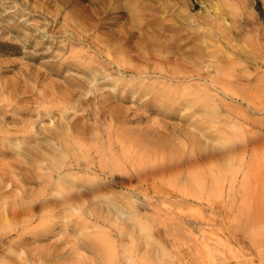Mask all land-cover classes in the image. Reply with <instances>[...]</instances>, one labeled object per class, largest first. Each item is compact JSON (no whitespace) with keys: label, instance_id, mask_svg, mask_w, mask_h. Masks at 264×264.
Returning a JSON list of instances; mask_svg holds the SVG:
<instances>
[{"label":"rangeland","instance_id":"1","mask_svg":"<svg viewBox=\"0 0 264 264\" xmlns=\"http://www.w3.org/2000/svg\"><path fill=\"white\" fill-rule=\"evenodd\" d=\"M165 1L0 0V264H264V0Z\"/></svg>","mask_w":264,"mask_h":264},{"label":"bare ground","instance_id":"2","mask_svg":"<svg viewBox=\"0 0 264 264\" xmlns=\"http://www.w3.org/2000/svg\"><path fill=\"white\" fill-rule=\"evenodd\" d=\"M111 2V4L110 5H108V3L109 2ZM93 2H96L97 4H98V8L97 9H99L100 11H102V12H106V10H108L109 8L112 10V9H119V8H121L120 7V0H93ZM173 7H174V5H172L171 4V1L170 0H167V1H165L164 3H161L159 6H157V7H153L154 9L153 10H158V12H160V13H162V14H167L170 10L172 11V9H173ZM110 10V11H111ZM99 12V11H98ZM189 12V11H188ZM137 16H138V13H137V11H134L133 9H129V13L127 14V19L131 22V27L133 28L134 27V22H137L136 20H137ZM94 18V17H93ZM96 20L98 21V22H100L101 21V17L100 16H98L97 18H96ZM139 20V19H138ZM161 22V21H160ZM138 23V22H137ZM157 24H159V23H157ZM175 27V30H178V29H180L179 28V25H175L174 26ZM16 31V30H15ZM143 34V33H142ZM132 37V35H129V36H127V37H125V40H129L130 38ZM85 38V37H84ZM179 37L177 36V39H178ZM118 40L119 38H116V36H111L110 38H108V40ZM92 40V39H91ZM155 41V40H154ZM173 41V40H172ZM144 43L145 44H149V40L148 39H146L145 41H144ZM152 43V42H151ZM174 43V42H173ZM161 44H162V42H161ZM160 44V45H161ZM151 45H153V44H151ZM160 48H161V46H160ZM110 49V48H109ZM108 48L106 49V48H102V47H99V45H97L96 46V48H95V50L96 51H98V53L99 54H102L104 51H106V55H108L109 56V54H110V50H109ZM116 51V50H115ZM112 52L114 53V51L112 50ZM216 53L215 54V56L217 55L218 57H220V56H227V54H225L223 51H221V50H217V51H212L211 49H207L206 50V52H204V53H202V54H204V55H206V57L207 56H212L213 55V53ZM95 53V52H94ZM97 53V54H98ZM115 54V53H114ZM78 58H80L79 60H75V61H71L70 63H67L66 64V66L64 67V69L65 68H67V69H71V70H73V71H81V72H83V73H91V74H93V77H92V79L94 80V81H97V80H100V79H103V78H105L106 77V72H107V67H106V65H103L102 63H100L98 60H97V58L95 57V55H92V54H89V53H87V52H82V53H79L78 54V56H77ZM81 58L83 59V60H81ZM86 59H88V60H90V63H88L87 65H85L86 64V62H85V60ZM253 60L254 61H257V60H260V58L259 57H253ZM113 61V60H112ZM222 63H220V64H218V69H216V68H213V71L212 72H210L211 73V75H217L218 73H220V74H222V75H224L225 76V79L227 78L228 79V77H232V78H234L235 77V79L239 76V77H241V78H244L245 80L247 79V81L248 82H250V84L249 85H255L254 86V89L255 90H257V92H258V94L257 95H255V94H252V95H247V93H245L242 89H241V85L239 84V86H240V88H238V84H237V82H236V84L235 83H232V84H234L233 85V87H231L230 86V84H228L227 82H229V83H231L230 82V79H228V81L227 82H219L220 83V88L226 93V94H228V95H230V96H232V97H235V98H238V99H242V100H244L249 106H255V107H258L259 109H264V73H257L255 70H254V72H256L255 74H250V75H255L254 76V78H250L249 76L248 77H245V76H242V75H240V74H238L237 76H234L235 74H232V73H230V72H225V70L226 69H228V65L229 64H226V63H224V61H221ZM112 64H113V66H116L119 70H120V68H123V65H122V63H120V62H118L117 60H114L113 62H112ZM70 66V67H69ZM85 66V67H84ZM73 67V68H72ZM130 67H131V65H130ZM125 69V68H124ZM134 70V69H133ZM218 70V71H217ZM128 71V70H127ZM132 71V70H131ZM218 72V73H217ZM88 77H89V75H88ZM91 77V76H90ZM89 77V78H90ZM231 78V79H232ZM241 78H240V80H241ZM220 80L222 79V78H219ZM224 79V78H223ZM224 79V80H225ZM238 79V78H237ZM211 80V79H210ZM218 79H216L215 80V78H214V81L213 82H216ZM224 80H222V81H224ZM243 80V79H242ZM212 82V81H211ZM212 82V83H213ZM218 83V84H219ZM235 85H236V87H235ZM253 108V107H252ZM258 108H256V109H258ZM254 109V108H253ZM256 109H254V110H256ZM56 127V126H55ZM54 129V128H53ZM50 135L53 137V138H56V137H58L59 136V134L57 133V132H50ZM44 137V136H43ZM18 138V140H21V141H23V140H25V139H29V138H31L30 136H21V137H17ZM214 152V151H213ZM213 152H208L209 154L208 155H210L211 156V154L213 153ZM16 153L18 154V155H22V156H26L27 154H28V151L26 150V149H24V150H22V151H16ZM215 153H213L212 155H214ZM0 155H2V156H7V157H9V156H11V153L9 152V151H0ZM212 157V156H211ZM21 165V164H20ZM7 166V165H6ZM9 167H10V165H8ZM22 166V165H21ZM20 166V167H21ZM24 166V165H23ZM57 165H53V166H51V167H49V168H51L52 169V171H56L55 169H57L58 167H56ZM253 166V165H252ZM9 167H8V169H9ZM15 167V166H14ZM7 169V170H8ZM0 170H1V172H3L4 174L3 175H5V169L4 168H2L1 166H0ZM23 169H20V168H18V171H22ZM23 172V171H22ZM250 173V172H249ZM39 175V174H38ZM250 176V175H249ZM4 179V178H3ZM67 196V195H66ZM61 198H64L65 200L67 199V197H65L63 194H61V196H60ZM16 205V204H15ZM15 207V206H14ZM13 207V208H14ZM140 224H142L143 225V223L142 222H140ZM36 252V251H35ZM34 252V253H35ZM33 253V254H34ZM37 254V253H36ZM38 254H39V252H38ZM37 254V255H38ZM33 257V256H32ZM35 257V256H34ZM31 262V261H30ZM34 262V261H33Z\"/></svg>","mask_w":264,"mask_h":264}]
</instances>
